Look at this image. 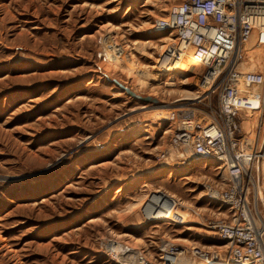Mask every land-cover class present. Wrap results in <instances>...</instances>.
I'll list each match as a JSON object with an SVG mask.
<instances>
[{
	"label": "rangeland",
	"instance_id": "obj_1",
	"mask_svg": "<svg viewBox=\"0 0 264 264\" xmlns=\"http://www.w3.org/2000/svg\"><path fill=\"white\" fill-rule=\"evenodd\" d=\"M181 1L0 0V264H166V252L206 264L194 248L227 254L209 225L229 209L207 194L223 171L173 154L157 161L182 116L208 119L219 107V84L200 87L205 66L184 77L159 69L168 36L152 24ZM253 48L243 72L264 65L263 54L244 55ZM165 113L175 121L160 122ZM244 114L245 144L259 153L244 182L264 229V112Z\"/></svg>",
	"mask_w": 264,
	"mask_h": 264
},
{
	"label": "built area",
	"instance_id": "obj_2",
	"mask_svg": "<svg viewBox=\"0 0 264 264\" xmlns=\"http://www.w3.org/2000/svg\"><path fill=\"white\" fill-rule=\"evenodd\" d=\"M152 27L156 32L174 34L163 46L159 69L193 53L206 66L200 87L211 90L216 84L220 86L219 107L210 115L211 120L182 116L171 134V150L174 147L182 152L176 159L211 160L223 171V181L207 188V194L213 202L228 207L229 218L212 221L209 229L225 242L228 252L219 255L194 248L193 254L206 264H263L264 229L254 224L244 182L256 152L246 156L236 151L243 138L241 112L259 108L246 96L264 92V70L243 72L244 58L237 48L255 32L264 39V0H182ZM210 80L211 85L204 87ZM164 152L157 155V161L170 155L169 150Z\"/></svg>",
	"mask_w": 264,
	"mask_h": 264
},
{
	"label": "bare ground",
	"instance_id": "obj_3",
	"mask_svg": "<svg viewBox=\"0 0 264 264\" xmlns=\"http://www.w3.org/2000/svg\"><path fill=\"white\" fill-rule=\"evenodd\" d=\"M175 4H172L171 5V7L170 8H172L173 6H174ZM168 14V13H167ZM157 21V20H156ZM155 21V22H156ZM154 22V23H155ZM154 28V27H153ZM159 33H162L163 35H166L165 33H167V36H168V41H170V40H172V37H173V35L174 34H172L170 31H162V32H159ZM251 44H253V46H254V48L252 49V50H250L249 52H246L244 55L245 56H247L248 55V57H250V58H253V60H255V57L258 59V61L257 60H255L256 62H261V59H263V56H264V39H260V37H258V33L257 32H255L254 34H252L251 36H250V38H249V41L248 42H246V43H242V45H240L238 48H237V52H238V54H239V56L240 57H243L244 58V56H243V53H244V50L249 46V45H251ZM263 54V56H260V55H262ZM249 58V59H250ZM250 61L252 62V59H250ZM254 62V61H253ZM252 62V63H253ZM254 63V64H257V63ZM258 63V64H259ZM254 64H253V66L252 65H250V66H252V67H254ZM242 65H243V62H242ZM242 65H241V67H242ZM197 67H204V61L201 59V58H199V57H197L195 54H193V53H189V54H187V55H185V56H183L182 58H180L179 60L177 59L176 60V62L175 63H170V66H169V68H166L165 70H170V69H172L171 71L172 72H175V71H177V72H180L179 74L181 75V76H185V75H188L189 74V71L190 70H193V69H196ZM186 68H189V70L188 69H186ZM257 68V67H256ZM254 69L253 71H256V70H258V69ZM205 69H206V66L203 68V71H202V74H201V78L203 79V77H204V72H205ZM250 69V68H249ZM261 70H264V65L262 66V68H261ZM194 71V70H193ZM247 72V71H246ZM248 72H252V71H248ZM240 79V78H239ZM212 81L210 80L207 84H208V86H210ZM239 82L240 83H242V80H239ZM116 83V82H115ZM118 84H120L119 82H117ZM117 84V85H118ZM121 85V84H120ZM123 86V85H122ZM205 86V85H204ZM126 89V88H125ZM210 90V89H209ZM126 91V90H125ZM129 94V93H128ZM247 98H249V100L252 102V104H253V106H254V108H256V107H259L258 109H256V110H249L250 112L252 111L253 113H261V112H264V92H263V90H262V92H255L254 94H251V95H249V96H246ZM246 112V110L245 109H243V111L241 112V126L243 127V114ZM162 114V113H161ZM245 115V114H244ZM261 115V114H260ZM260 115H258V117H260ZM159 117V121L160 122H165V123H169L171 120H174L175 121V117H173V116H171L170 114H167V113H165V114H163V115H160V116H158ZM172 117H173V119H172ZM209 118L208 119H205L204 118V120L205 121H208V120H211L210 119V116H208ZM189 119V118H188ZM184 120H186V119H184ZM245 129H246V132H248V127H246V125H245ZM145 132V131H144ZM242 134H243V138H242V141L240 142V148L236 151V153H244L246 156H251L252 154H253V152H257L255 149H253V150H249L248 149V147L246 146V144H245V138L246 137H244V132H243V128H242ZM255 150V151H254ZM173 154V157H177V155H180V154H182V152H181V149H177V148H174L173 147V149L171 150V145H170V155L169 156H171ZM259 153L257 152L256 153V157H257V155H258ZM186 157H187V154H184ZM181 156V155H180ZM248 158V157H247ZM255 161V160H254ZM253 161V162H254ZM196 162H199V163H201V164H204V163H210V164H216L215 162H213V161H211V160H204V161H197V160H193L192 158H187L186 159V161L183 163V165H189L190 167L191 166H193V165H195L196 164ZM246 164H248V160H246ZM217 165V164H216ZM238 189H240V187H238ZM210 194H214V192L212 191V190H210ZM244 194V193H243ZM248 204V203H247ZM249 206V208H250V212L252 213V209H251V207H250V204L248 205ZM253 216V215H252ZM159 218H161V219H163V221H168L169 219H170V216H160ZM254 218V217H253ZM254 223H255V220H254ZM255 225H256V223H255ZM257 227H258V225H256ZM112 247H113V245H112ZM227 247L228 246H225V248L227 249ZM121 248H122V246H120V245H118V246H116V247H114V251H115V253H116V250L118 249L119 251H121ZM123 250H126V249H124V248H122ZM194 253V251L192 250V254ZM182 254H184L183 252H178V255H179V257L182 255ZM127 255V254H126ZM220 255V254H219ZM129 256H131V255H129ZM167 256H169L170 258H172V259H174V261L173 262H171L172 260H170V258H168V259H166L167 258ZM193 256L195 257V255L193 254ZM126 258H128V257H126ZM177 255L175 256V257H173L171 254L170 255H165L164 257H163V259H165V261H166V264H175V262H176V260H177ZM144 259V258H143ZM125 260H127V259H125ZM129 260V259H128ZM139 261L140 262H143L140 258H139ZM128 262V261H127ZM262 262H263V264H264V257H263V260H262ZM143 264H146V263H143ZM199 264H202V263H199ZM215 264H218V262H216ZM223 264H230V263H223ZM243 264H246V263H243Z\"/></svg>",
	"mask_w": 264,
	"mask_h": 264
},
{
	"label": "water",
	"instance_id": "obj_4",
	"mask_svg": "<svg viewBox=\"0 0 264 264\" xmlns=\"http://www.w3.org/2000/svg\"><path fill=\"white\" fill-rule=\"evenodd\" d=\"M116 84H118L116 82ZM120 86V88L122 90H126L124 86L118 84ZM129 95L132 96L134 99H137V100H140V101H143V102H150V101H155L154 99L150 98V97H142L140 95H137L136 93L132 92V91H128Z\"/></svg>",
	"mask_w": 264,
	"mask_h": 264
}]
</instances>
